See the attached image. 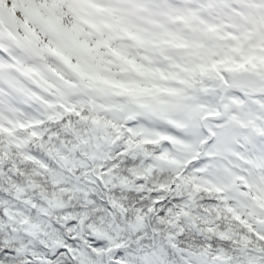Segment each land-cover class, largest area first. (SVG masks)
Instances as JSON below:
<instances>
[{
    "label": "snow or ice",
    "instance_id": "6c2138e0",
    "mask_svg": "<svg viewBox=\"0 0 264 264\" xmlns=\"http://www.w3.org/2000/svg\"><path fill=\"white\" fill-rule=\"evenodd\" d=\"M0 264H264V0H0Z\"/></svg>",
    "mask_w": 264,
    "mask_h": 264
},
{
    "label": "trees",
    "instance_id": "16d2710c",
    "mask_svg": "<svg viewBox=\"0 0 264 264\" xmlns=\"http://www.w3.org/2000/svg\"><path fill=\"white\" fill-rule=\"evenodd\" d=\"M223 29H224V25L221 22V24L218 26V30L221 31V32H223Z\"/></svg>",
    "mask_w": 264,
    "mask_h": 264
}]
</instances>
